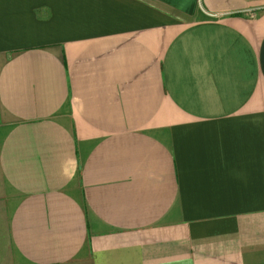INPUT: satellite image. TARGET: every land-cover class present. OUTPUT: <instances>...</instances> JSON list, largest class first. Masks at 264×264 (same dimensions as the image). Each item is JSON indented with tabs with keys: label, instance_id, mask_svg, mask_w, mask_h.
Instances as JSON below:
<instances>
[{
	"label": "crops",
	"instance_id": "crops-1",
	"mask_svg": "<svg viewBox=\"0 0 264 264\" xmlns=\"http://www.w3.org/2000/svg\"><path fill=\"white\" fill-rule=\"evenodd\" d=\"M0 264H264V0H0Z\"/></svg>",
	"mask_w": 264,
	"mask_h": 264
}]
</instances>
